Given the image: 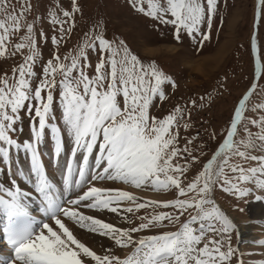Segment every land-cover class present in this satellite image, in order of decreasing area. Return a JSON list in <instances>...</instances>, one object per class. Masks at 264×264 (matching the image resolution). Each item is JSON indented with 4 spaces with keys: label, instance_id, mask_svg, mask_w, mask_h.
Segmentation results:
<instances>
[{
    "label": "snow or ice",
    "instance_id": "obj_1",
    "mask_svg": "<svg viewBox=\"0 0 264 264\" xmlns=\"http://www.w3.org/2000/svg\"><path fill=\"white\" fill-rule=\"evenodd\" d=\"M49 4L52 10L46 8L39 19L55 29L51 36L37 29V18L29 21L30 0H0V58L23 56L11 76H0V174L5 177L0 181V264H244L231 242L233 231L239 235L238 224L216 193L238 202L264 201V64L255 35L253 81L237 99L221 142L209 148L199 132L181 137V128L190 126L185 108L175 105L165 115L154 114L174 82L154 62L145 65L123 39H109L99 22L62 54L61 41L71 40L82 9L78 0H68L67 7L64 0ZM129 4L172 25L177 40L182 32L199 37L202 47L210 39L218 0ZM262 8L264 0H257V27ZM41 40L56 45L47 61ZM196 103L191 101L193 107ZM217 135L209 133V139ZM46 139L52 141L59 182L43 159ZM20 153L29 160L30 176L20 165ZM18 177L31 182L32 190L25 191ZM109 181L172 198L142 200L127 188L107 186ZM37 199L39 219L32 207ZM148 208L152 213L137 216L138 224L123 216L127 227L83 211L135 216ZM233 210L243 211L239 203ZM73 226L106 238L104 252L78 238ZM146 231L152 234L136 235Z\"/></svg>",
    "mask_w": 264,
    "mask_h": 264
},
{
    "label": "rangeland",
    "instance_id": "obj_2",
    "mask_svg": "<svg viewBox=\"0 0 264 264\" xmlns=\"http://www.w3.org/2000/svg\"><path fill=\"white\" fill-rule=\"evenodd\" d=\"M30 2L33 10L28 17L29 21L37 18L35 20L37 29L42 28L49 36L56 35L55 29L50 26L46 18L43 19V23L39 19L46 16V8L48 11L52 10L49 0H30ZM64 3L67 7L68 0H64ZM78 3L82 14L76 15V27L71 40L65 37V40L61 41L62 54L66 50L71 51L76 44L80 43L78 37L83 31L93 29V25L99 22L109 39H123L145 65L154 62L174 82L175 86L167 89L168 98L153 109L154 114L165 115L173 106L180 105L186 109L185 119L190 125L187 129L181 128L182 138H191L199 132L203 142L207 143L209 148H214L221 142L219 134L224 132L225 122L229 120L237 99L253 81L257 56V53L252 50L253 35L256 37L261 64H264V8L261 10V19L257 27L255 24L257 0H218L210 39L205 41L202 47L197 43L199 37L193 40L183 32L180 40H177L172 25L161 24L138 13L130 7L129 0H78ZM13 42H16L15 39ZM40 47L43 61H47L51 53L56 50V45H53L50 40H41ZM27 52L28 50L25 49L24 55ZM91 59L95 63V53L91 54ZM22 62L23 56L19 53L16 57L0 58V76L5 73L11 76L13 68ZM35 70L40 71L39 64ZM257 90L259 91V87ZM253 98L257 99L255 94ZM193 100L197 102L194 107L191 104ZM212 132L218 134L216 140L209 139V133ZM27 134L28 127L25 125V136ZM182 143L183 140H181ZM47 147L52 154V143ZM41 150L46 152L43 147ZM23 155V153L19 154L20 157ZM20 157L19 161L22 163ZM24 159L27 160L25 155ZM43 159L45 165L47 161L48 172L56 176L52 162L49 163L47 156ZM2 175L0 174V178H4ZM20 184L23 185V183ZM107 186L127 188L142 200L172 198L171 193L135 189L121 185L119 182L113 184L109 181ZM69 198L74 197L69 196ZM216 199L222 209L238 224L239 235L237 231H233L231 240L232 246L238 249L237 258H240L242 253L244 264H264V245L260 243L264 241V201H256L254 197H249L247 201L238 202L232 196L220 191L216 193ZM237 203L243 211L233 210V205ZM162 210L171 211L167 209L156 211ZM83 211L105 222L127 227L128 221L124 220L123 216L127 215L130 221L138 224L140 221L136 218L137 216L150 214L153 210L142 209L135 216L129 213L117 215L106 210L99 212L83 209ZM181 219L183 220L184 217ZM73 227L75 232L78 231L82 235L101 238L97 234L79 229L78 226ZM241 228L247 230L248 237H241ZM146 234L152 233L146 231L136 235ZM80 239L96 251L97 246H93L92 241L86 238ZM114 250L118 251V249ZM103 252L104 250L97 251L98 254Z\"/></svg>",
    "mask_w": 264,
    "mask_h": 264
},
{
    "label": "bare ground",
    "instance_id": "obj_3",
    "mask_svg": "<svg viewBox=\"0 0 264 264\" xmlns=\"http://www.w3.org/2000/svg\"><path fill=\"white\" fill-rule=\"evenodd\" d=\"M46 145L48 146V145H50L51 143L48 141V140H46ZM53 149V148H52ZM42 151V150H41ZM21 165V167L23 168V164L21 163L20 164ZM25 172H26V170H25ZM55 175L56 176H53L54 175V173H53V175H51V177L53 178V179H55V180H58L59 179V171L58 170H56L55 169ZM26 173H28L29 174V176H30V168H28V172H26ZM5 178V177H4ZM4 178L2 177V178H0V181H2V180H4ZM23 182H25V183H28L29 185H30V188H31V186H32V184H31V182H29V181H26L24 178L23 179H21ZM20 183H22L21 181H19ZM21 186H22V188L24 187L22 184H21ZM26 188V187H25ZM30 188H28V189H26L25 191H29V190H32V189H30ZM24 189V188H23ZM32 207L34 208L35 206H34V203L32 202ZM259 209V208H258ZM36 215H37V213H35ZM251 231V230H250ZM240 235H241V237H243V238H245V237H248L249 236V233L247 234V230L246 229H244V228H241L240 229ZM76 234L78 235V238H86L87 240H90V241H92L93 243V246H97L96 247V251H102V250H104V248H105V246L109 243V241L107 240V239H103V237H101V238H97V237H93V236H91V235H86V234H84V235H82V233H79L78 231H76ZM251 237V236H250ZM253 237V236H252ZM242 239V238H241ZM84 240V239H83ZM85 242V241H84ZM91 243V242H90ZM99 246V247H98Z\"/></svg>",
    "mask_w": 264,
    "mask_h": 264
}]
</instances>
